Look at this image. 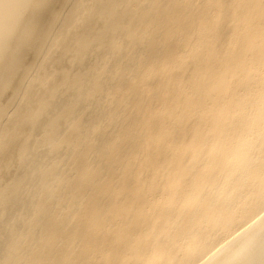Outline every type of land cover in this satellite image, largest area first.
<instances>
[{
	"label": "bare ground",
	"instance_id": "obj_1",
	"mask_svg": "<svg viewBox=\"0 0 264 264\" xmlns=\"http://www.w3.org/2000/svg\"><path fill=\"white\" fill-rule=\"evenodd\" d=\"M0 264H264V0H0Z\"/></svg>",
	"mask_w": 264,
	"mask_h": 264
},
{
	"label": "rangeland",
	"instance_id": "obj_2",
	"mask_svg": "<svg viewBox=\"0 0 264 264\" xmlns=\"http://www.w3.org/2000/svg\"><path fill=\"white\" fill-rule=\"evenodd\" d=\"M93 60V57L92 56H89L87 57V61H92ZM71 95V93H65L63 94V98H67Z\"/></svg>",
	"mask_w": 264,
	"mask_h": 264
}]
</instances>
